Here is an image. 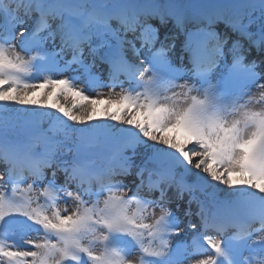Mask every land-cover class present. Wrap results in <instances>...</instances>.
<instances>
[{"label": "snow or ice", "instance_id": "1", "mask_svg": "<svg viewBox=\"0 0 264 264\" xmlns=\"http://www.w3.org/2000/svg\"><path fill=\"white\" fill-rule=\"evenodd\" d=\"M12 105L0 264H264V0H0Z\"/></svg>", "mask_w": 264, "mask_h": 264}, {"label": "rangeland", "instance_id": "2", "mask_svg": "<svg viewBox=\"0 0 264 264\" xmlns=\"http://www.w3.org/2000/svg\"><path fill=\"white\" fill-rule=\"evenodd\" d=\"M23 54V53H22ZM65 75H71L70 73H66ZM117 91H119L118 89H117ZM89 95H91V96H95L97 93L96 92H94V91H89V93H88ZM100 94H101V96H104V97H106L109 93H108V90L107 89H103V90H101V92H100ZM20 106H17V105H12L11 106V109L8 111V112H3V110H0V118H7L11 123H18V119L17 118H15L14 117V115H12V113L13 112H15V113H17L16 111H14L13 109H17V108H19ZM43 111V110H42ZM45 111H49V110H46L45 109ZM99 115V114H98ZM48 123V121H44L43 122V124H46V125H48L47 124ZM74 127H79L78 125H73ZM234 178V180L236 179L235 177H233ZM223 187V186H222ZM227 190V189H226ZM62 207H63V205H62ZM69 208H71V204H69ZM33 235H35L34 233H33ZM182 240H190V236H185L183 233L181 234V236H179V237H173V241L175 242V241H182ZM24 246V245H23ZM25 247V246H24ZM210 251V250H209Z\"/></svg>", "mask_w": 264, "mask_h": 264}, {"label": "bare ground", "instance_id": "3", "mask_svg": "<svg viewBox=\"0 0 264 264\" xmlns=\"http://www.w3.org/2000/svg\"><path fill=\"white\" fill-rule=\"evenodd\" d=\"M233 180H234V178H233ZM222 187V186H221ZM193 207H195V206H193Z\"/></svg>", "mask_w": 264, "mask_h": 264}]
</instances>
